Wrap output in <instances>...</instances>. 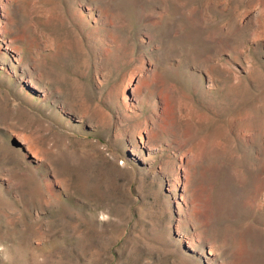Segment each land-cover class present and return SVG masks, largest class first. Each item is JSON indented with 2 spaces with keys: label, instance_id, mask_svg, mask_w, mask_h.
<instances>
[{
  "label": "rangeland",
  "instance_id": "374dc122",
  "mask_svg": "<svg viewBox=\"0 0 264 264\" xmlns=\"http://www.w3.org/2000/svg\"><path fill=\"white\" fill-rule=\"evenodd\" d=\"M0 264H264V0H0Z\"/></svg>",
  "mask_w": 264,
  "mask_h": 264
}]
</instances>
